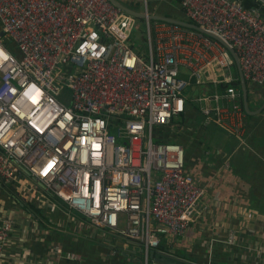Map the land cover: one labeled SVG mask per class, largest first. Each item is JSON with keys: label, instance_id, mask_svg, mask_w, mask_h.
Segmentation results:
<instances>
[{"label": "built area", "instance_id": "built-area-1", "mask_svg": "<svg viewBox=\"0 0 264 264\" xmlns=\"http://www.w3.org/2000/svg\"><path fill=\"white\" fill-rule=\"evenodd\" d=\"M178 1L182 19L233 48L247 89L263 87L261 5ZM143 24L142 50L131 40L137 19L109 0H0V183L23 196L42 185L92 226L142 246L150 264L163 238L186 236L206 196L185 170L183 146L160 130L192 104L204 128L216 124L243 143L248 114L225 45ZM13 230L0 215V264ZM235 234L215 241L232 246Z\"/></svg>", "mask_w": 264, "mask_h": 264}, {"label": "crops", "instance_id": "crops-1", "mask_svg": "<svg viewBox=\"0 0 264 264\" xmlns=\"http://www.w3.org/2000/svg\"><path fill=\"white\" fill-rule=\"evenodd\" d=\"M151 1L150 13L183 17L178 0ZM245 1L264 12V0ZM248 102L254 113L248 114L243 143L216 124L204 128L192 104L177 117L181 124L175 118L159 133L188 151L185 170L206 196L186 236L163 238L150 264H264V86L254 93L248 88ZM168 131H174L170 138ZM37 188L23 196L0 183V215L14 222L6 264H144L142 246L92 226L42 185ZM230 230L236 233L234 245L215 241L225 240ZM67 252L82 261L64 260Z\"/></svg>", "mask_w": 264, "mask_h": 264}, {"label": "water", "instance_id": "water-1", "mask_svg": "<svg viewBox=\"0 0 264 264\" xmlns=\"http://www.w3.org/2000/svg\"><path fill=\"white\" fill-rule=\"evenodd\" d=\"M109 1L115 7L123 10L125 13L129 14L130 16H133L134 18H136L138 20H145L148 18L151 21H159V22H165V23H169V24L179 25V26L187 28V29L199 31V32L203 33L204 35H206L212 39H215V40L219 41L220 43H222L223 45H225L227 47V49L229 50V52L231 53V55L233 56L234 61H235V65H236V68L238 71V75H239V79H240V85H241V91H242V97H243L244 109H245L247 114H253L254 113V112H251L249 109L247 84H246V80H245V78H244V76L240 70V67H239L238 56L234 52L233 48H231L228 44H226L224 41H222L221 38H219L218 36H216L213 33H210L206 30H203L202 28L198 27L197 25L190 23L184 19H177V18L165 16V15H160V14H152V13L146 14L145 11L140 12V11L134 10L133 8L123 4L120 0H109ZM0 37L3 38L4 33L1 32ZM149 256H150V259H155L154 258L155 251H151ZM163 263L164 264H170L167 260H164Z\"/></svg>", "mask_w": 264, "mask_h": 264}, {"label": "rangeland", "instance_id": "rangeland-1", "mask_svg": "<svg viewBox=\"0 0 264 264\" xmlns=\"http://www.w3.org/2000/svg\"><path fill=\"white\" fill-rule=\"evenodd\" d=\"M151 2H152L151 0H147V6L150 7V3ZM122 3L123 4L125 3L127 6L133 8L134 10H137V11H140V12H144L145 11L144 0H122ZM131 40L133 41L134 45H139L140 49L143 50L145 48L144 45H143V43L146 40V37H145V26L143 24V20H138L137 19V27H136V29H135V31L133 33V36H132ZM5 43H7V45H9L8 41H6ZM9 47L12 48L13 45L12 46L10 45ZM12 49H14V48H12ZM227 58L232 63L233 60H232V57H231L230 54L227 55ZM192 90H193V88L189 89V91L187 92V95L190 96ZM63 97L65 99L68 98V94L64 93ZM175 121H176L177 124H181L180 122H182V120L179 121V118L177 119V117H176ZM157 131H158V129H157ZM162 131H163V134H164V132H165L164 128L160 130V133H162ZM181 132H183V134L186 133L185 130H182ZM172 133H174V131L171 132V133H170V131H168L167 137L170 138L169 136H171ZM222 140L225 141L223 138H222ZM231 142H233V141L231 140ZM184 151H185V160H186V157H188V151L186 149H184Z\"/></svg>", "mask_w": 264, "mask_h": 264}, {"label": "trees", "instance_id": "trees-1", "mask_svg": "<svg viewBox=\"0 0 264 264\" xmlns=\"http://www.w3.org/2000/svg\"><path fill=\"white\" fill-rule=\"evenodd\" d=\"M247 2H249V1H247ZM244 4H245V6L247 7V8H252V7H250L248 4L249 3H246V1L244 0ZM256 6V5H255ZM263 14H264V12H263ZM182 19V18H181ZM11 48V47H10ZM234 70H235V72L237 73V68H236V65H234ZM237 85H239V82H237ZM224 88V86H220V89H223ZM197 107V106H196ZM199 110V109H198ZM159 141H163L162 139H158ZM165 141H167V142H169L168 140H165Z\"/></svg>", "mask_w": 264, "mask_h": 264}]
</instances>
